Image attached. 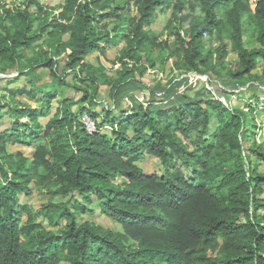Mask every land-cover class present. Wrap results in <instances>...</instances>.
Segmentation results:
<instances>
[{"label": "trees", "instance_id": "1", "mask_svg": "<svg viewBox=\"0 0 264 264\" xmlns=\"http://www.w3.org/2000/svg\"><path fill=\"white\" fill-rule=\"evenodd\" d=\"M21 2L23 9H10L0 0V75L5 64L14 67L31 51L27 69L12 81L28 86L5 88L3 97L39 105L0 108V124L13 120L6 130L0 125V264H264V175L257 168L264 148L255 123L264 99L228 108L202 89L168 108L144 102L120 111L115 104L119 88L136 73L168 60L179 72L220 78L221 63H212L211 51L204 54L203 40L220 42L223 58L226 31L237 57L230 78L264 79V68L253 73L264 63V0ZM157 9L170 11L165 40L148 29ZM245 36L259 47L247 48ZM120 40L124 46L112 65L122 69L111 79L99 60L94 65L87 58L105 55ZM38 69L48 71V84L38 85ZM56 84L79 97L56 101L51 113L56 95L44 90ZM103 86L113 106L99 114L93 107ZM6 143L31 147L30 159L8 154ZM143 158L158 160L164 173L145 174L138 165ZM30 186L56 188L74 201L71 209L49 202L37 211L53 230L20 204ZM91 199L121 232L77 223Z\"/></svg>", "mask_w": 264, "mask_h": 264}, {"label": "rangeland", "instance_id": "2", "mask_svg": "<svg viewBox=\"0 0 264 264\" xmlns=\"http://www.w3.org/2000/svg\"><path fill=\"white\" fill-rule=\"evenodd\" d=\"M5 2L6 8L21 7V0H3ZM42 5H47L49 7H56L63 4V0H40ZM58 11L53 15H57ZM170 11L169 9H157L155 12V21L148 28L152 33L159 37L160 40H165L167 38L166 32L164 31V26L169 19ZM185 17H191L190 12H185ZM195 16L198 17V12L195 13ZM175 25L181 29V27L186 28L188 26L187 22H184L182 26L179 25V22H175ZM225 40L222 42L226 45L225 53L226 55L221 58V48L220 42H216L213 38H205L203 40V49L204 54H207L208 51L212 52V63L219 64L216 68L219 70L221 77H216L214 74H209L205 76H199L194 73H182L175 70L172 66V60H168L163 66L159 67L157 70H152L146 68V70L140 75L136 73L134 80H129L124 83L120 92L118 93L115 104L117 105L120 111L126 110L131 106H137L144 102H153L154 107L157 108H168L172 105H177L179 97H193L197 93H201L202 89H206L211 92L213 98L218 99L220 102L225 104L228 108L232 107H242L243 104H246L253 98L264 99V79L256 83H251L247 80L237 81L228 75V71H232L235 68L237 62L236 54L233 53L230 49L229 33L226 31L224 33ZM172 41V39H170ZM246 42V47H259L253 38L244 37ZM124 46V43L120 40L117 44L113 46L106 47L105 55L101 56L98 53H93L88 56V61L96 65V60H99L100 63L105 67V74L108 78L115 79L117 77V71H121V66L119 64L112 65L114 61L119 56L120 49ZM37 51V50H36ZM24 52V51H23ZM23 60L17 63L14 67L9 64H5L4 68L7 73L0 75V97L1 98V107L3 108L5 104H8V107L16 106L21 107V104H26L31 108H36L39 104L35 101L28 100L26 97H21L16 95L13 100L4 98L3 95L6 93L5 88L12 90L15 86L18 88L27 87L26 80H20L17 83L12 81L17 80L22 76V73L27 69L28 59L33 56L31 51H25L23 53ZM155 56V54H153ZM130 67V64L128 65ZM145 67V65H144ZM257 69L253 71L254 74L261 75V71L264 68V63L259 62ZM35 75L39 77L38 85L48 84L50 82L48 71L45 69H38L35 71ZM70 82V77L68 78ZM48 89V90H47ZM44 91H50V94H55L56 98L52 104V112L57 108L56 101H60L65 97L76 100L79 97V94L75 93L73 90L67 87H61L59 85H54V87L45 88ZM96 104L93 107V110L96 113L101 114L104 108H111L113 106L112 100L109 98V87L103 86L100 88L99 93L96 97ZM262 103V102H258ZM263 104V103H262ZM262 104H258L263 106ZM256 106V105H255ZM6 110V109H4ZM43 120L45 123L48 118ZM13 120L4 117L1 120L2 130H6L9 124ZM25 122V119L22 120ZM256 125H260V131L256 136V141L264 148V111L255 115ZM89 127L91 125L89 124ZM108 131V130H107ZM6 151L8 154L16 155L21 154L26 158L31 157L32 148L22 147L19 145H12L6 143ZM139 167L143 170L145 174H157L162 175L164 173V168L160 162L153 158H143L139 163ZM258 171L264 175V164L259 163L257 165ZM56 188L47 189V187H35L30 186V191L28 194H22L19 196L20 204L26 205L32 211V215H36L37 211L47 203L52 204H67L68 208L71 209L74 201L70 202L71 196L61 197L55 193ZM75 199H78L81 202V199L78 195H75ZM84 207L86 208L85 212H82L78 218L77 223L83 221H89L95 225L101 226L105 229H110L115 233L121 232V228L113 223L112 221L105 218L101 214L99 208L96 204L95 199H91L89 202H84ZM71 205V207H70ZM27 219V215L23 214L20 225L24 224ZM35 222L41 224L42 228L45 230H53L49 225L39 216H35ZM61 222L59 223V226ZM131 244V243H130ZM133 245V244H131Z\"/></svg>", "mask_w": 264, "mask_h": 264}, {"label": "built area", "instance_id": "3", "mask_svg": "<svg viewBox=\"0 0 264 264\" xmlns=\"http://www.w3.org/2000/svg\"><path fill=\"white\" fill-rule=\"evenodd\" d=\"M82 121L89 131H92L94 129L93 123L91 121H89V119L86 116L82 117ZM89 124L91 125V127H89Z\"/></svg>", "mask_w": 264, "mask_h": 264}, {"label": "crops", "instance_id": "4", "mask_svg": "<svg viewBox=\"0 0 264 264\" xmlns=\"http://www.w3.org/2000/svg\"><path fill=\"white\" fill-rule=\"evenodd\" d=\"M261 127V126H260Z\"/></svg>", "mask_w": 264, "mask_h": 264}]
</instances>
